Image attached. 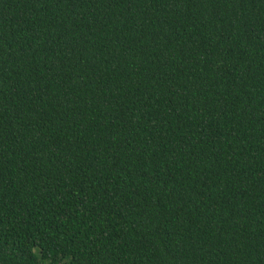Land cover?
I'll list each match as a JSON object with an SVG mask.
<instances>
[{"label": "trees", "instance_id": "trees-1", "mask_svg": "<svg viewBox=\"0 0 264 264\" xmlns=\"http://www.w3.org/2000/svg\"><path fill=\"white\" fill-rule=\"evenodd\" d=\"M0 264H264V0H0Z\"/></svg>", "mask_w": 264, "mask_h": 264}]
</instances>
